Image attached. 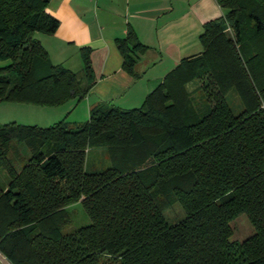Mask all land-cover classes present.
<instances>
[{
  "label": "trees",
  "instance_id": "1",
  "mask_svg": "<svg viewBox=\"0 0 264 264\" xmlns=\"http://www.w3.org/2000/svg\"><path fill=\"white\" fill-rule=\"evenodd\" d=\"M201 54L183 59L141 107L99 102L88 120L0 126V250L14 264H264V0H214ZM48 0H0V103L64 106L96 83L51 65L35 35L59 23ZM114 46L134 72L147 51L131 28ZM192 86L193 89H189ZM229 93L240 101L234 114ZM108 166L93 170L88 154ZM90 166V167H89ZM79 201L90 224L64 232ZM175 203L182 216L168 223ZM240 215L253 230L230 240ZM172 221V220H171Z\"/></svg>",
  "mask_w": 264,
  "mask_h": 264
},
{
  "label": "crops",
  "instance_id": "2",
  "mask_svg": "<svg viewBox=\"0 0 264 264\" xmlns=\"http://www.w3.org/2000/svg\"><path fill=\"white\" fill-rule=\"evenodd\" d=\"M46 11L57 19L58 30L51 36L40 34L36 40L53 65L80 72V50L91 52L93 89L80 102L72 100L56 110L64 113V120L77 114L76 124L87 121L88 111L99 102L127 110L141 107L145 96L183 59L202 53V28L225 14L214 0H48ZM128 28L148 48L133 69L139 78L121 70L122 59L114 46ZM45 108L0 103V126L35 123L43 128L45 121L51 123L50 109Z\"/></svg>",
  "mask_w": 264,
  "mask_h": 264
},
{
  "label": "rangeland",
  "instance_id": "3",
  "mask_svg": "<svg viewBox=\"0 0 264 264\" xmlns=\"http://www.w3.org/2000/svg\"><path fill=\"white\" fill-rule=\"evenodd\" d=\"M39 36L40 35L34 34L35 40L39 38ZM48 62H50L51 65H53L50 60H48ZM189 89L191 90L193 89V87L190 86ZM228 102L234 114L238 113L241 110L240 101L235 94L229 93ZM45 109H50V108L47 107ZM56 110H57V107L55 109L49 110L48 113L50 115L49 117H50L51 123H46L45 121V123H43L42 126L44 127L52 126L56 124L57 122H59L60 119L63 118L64 113H58V111ZM76 115L77 114H71L69 115L68 118H66L65 120L64 119L62 120H64L65 123L68 125L72 124L75 118L77 119ZM36 116L40 118L37 113H36ZM34 124L35 123H30V125H34ZM39 128H42V127H39ZM87 163L91 166V167L89 166L90 168L96 171L108 166L107 157L104 156V153H102L101 151H96L94 153L90 152L87 156ZM8 181L9 180L5 172L0 170V183L4 186V184H7ZM181 210L182 209L178 203H175V205H173L171 208L166 210L164 213H165V218L167 222L170 224L175 223L173 220H176V218L182 216ZM66 213H67L66 215L69 217L70 224L69 226H66L64 228L65 233L70 234L76 228H79V227L82 228L90 224V219L88 216H86V214H84L85 212L81 206V203H79V201L74 202L72 205L66 207ZM246 220L247 219L244 215H240V217H238L236 220H233L230 222V225L233 229V234H231L230 240L241 242L246 237L251 236V234L253 233V230Z\"/></svg>",
  "mask_w": 264,
  "mask_h": 264
},
{
  "label": "built area",
  "instance_id": "4",
  "mask_svg": "<svg viewBox=\"0 0 264 264\" xmlns=\"http://www.w3.org/2000/svg\"><path fill=\"white\" fill-rule=\"evenodd\" d=\"M0 264H14V263L12 262L11 259L8 260V258L4 256V253L0 250Z\"/></svg>",
  "mask_w": 264,
  "mask_h": 264
}]
</instances>
